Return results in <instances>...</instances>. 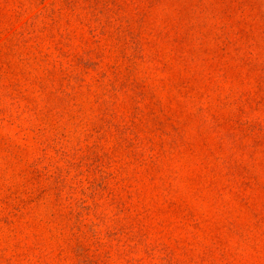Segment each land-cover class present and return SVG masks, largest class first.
Returning <instances> with one entry per match:
<instances>
[{
    "label": "rangeland",
    "instance_id": "rangeland-1",
    "mask_svg": "<svg viewBox=\"0 0 264 264\" xmlns=\"http://www.w3.org/2000/svg\"><path fill=\"white\" fill-rule=\"evenodd\" d=\"M0 264H264V0H0Z\"/></svg>",
    "mask_w": 264,
    "mask_h": 264
}]
</instances>
